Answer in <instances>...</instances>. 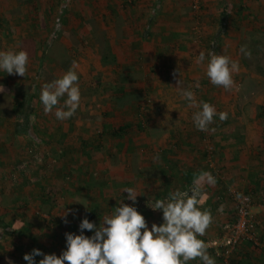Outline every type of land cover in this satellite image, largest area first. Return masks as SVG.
I'll return each instance as SVG.
<instances>
[{
    "label": "crops",
    "instance_id": "obj_1",
    "mask_svg": "<svg viewBox=\"0 0 264 264\" xmlns=\"http://www.w3.org/2000/svg\"><path fill=\"white\" fill-rule=\"evenodd\" d=\"M86 2L92 7L93 3L102 7V13L96 16L92 11L88 21H102L104 29L108 30V37H119L122 42L120 49L134 56L126 61V69L133 68L132 65L135 64L142 66L145 60L150 62L149 67L154 71L151 74L153 79L150 77V82L136 80L127 83V86L137 88L134 93L139 94V99L118 108L127 110L138 107L142 120L137 119L133 123L131 118L120 116L117 121L107 109L103 111L101 120L96 121L97 124H92L91 120L85 118L71 121L72 123L67 121L69 119L54 121L50 115L37 120L38 115L31 110L22 111L25 107L23 104L26 103L23 101L19 112L10 114L13 124L23 123V127L19 124L4 131L1 129L6 126L0 127L3 140L9 139V143L3 144L0 155L2 162L7 164L4 171L28 159L29 155L21 157L19 154V144H25L27 140L32 144H39L38 149L47 150L48 153L40 163L30 160L22 177L12 178V184L0 176V188L6 191L11 187L9 191L13 193L9 196L13 199L22 198L10 204L7 212H19L26 222L20 219L18 225L26 224L31 230L39 231V250L44 254H53L60 247L63 250L66 248L65 233L79 234L75 230L79 231L78 225L86 215L90 222L98 225L100 219L111 213L121 200L125 204L131 202L126 199L127 193L123 189H135L138 194L136 200L159 199L186 184L198 181L203 190L202 206L210 210L213 217L205 235L199 237L203 241L216 235L220 225L233 218L228 189L253 194L252 212L258 221L260 244L242 242L235 250L232 262L264 264V95L250 98L254 109L247 115L246 125H243L238 122V112L227 108L233 97L210 91V87L215 86L206 77L205 66L195 62L200 51L207 55L210 50L217 54H232L230 58L234 59L238 50L235 39L242 35L249 18L256 13L253 11L254 6L264 4V0H202L200 10L195 12L190 9L189 0ZM117 22L122 23L125 32L122 34L117 28L118 35L114 36ZM111 51L115 53L112 48ZM178 79L182 82V87L194 92L197 102L214 103L218 113H228L227 119L223 121L218 116L215 117L214 123L209 126L215 130L206 131L215 147L213 164L216 170L207 164L201 134L191 119L196 109L189 107L175 89ZM197 81L199 87L196 86ZM148 82L149 97L144 90ZM218 88L217 86L216 89ZM114 96L115 93L108 94L110 101ZM146 101L149 102L147 116L141 111ZM108 103L109 111L116 107ZM126 123L131 124L132 129L122 137H113L109 132H103L106 127L116 128ZM157 155L159 158L155 159ZM50 162L55 163L54 166L59 167V170L56 171L55 168L54 176H49L50 173L44 178L39 174L38 168L44 174L49 170L45 165ZM44 166L46 169H43ZM30 169H35L37 175H32L33 171L30 173ZM212 170L217 174L214 185L202 178L203 173L212 174ZM188 173L197 176L193 181H186ZM90 175L96 176V179L89 181ZM40 178L43 181L38 188L34 187L33 184ZM89 182L93 184L87 187ZM48 189L54 191L56 205L50 212H44L41 211L42 204L46 203L45 192ZM142 209L145 210L144 214L150 215H143L149 228L153 223L158 226L162 223V214ZM69 210L71 214L67 215L65 223L63 213ZM51 222L56 224L52 226ZM84 234L91 236L93 233L84 230ZM15 245L25 247L24 241L17 244L15 237H0V247ZM8 250L0 248V264L4 261L22 264L23 260L18 259L17 254L13 256ZM207 252L215 258L216 264H223L212 252ZM35 258L39 261L42 257ZM189 264H201V261L197 258Z\"/></svg>",
    "mask_w": 264,
    "mask_h": 264
},
{
    "label": "rangeland",
    "instance_id": "obj_2",
    "mask_svg": "<svg viewBox=\"0 0 264 264\" xmlns=\"http://www.w3.org/2000/svg\"><path fill=\"white\" fill-rule=\"evenodd\" d=\"M86 1L88 0H0V51H7L10 49L18 51V40L21 39V37H25L24 39L33 38L40 43H44L51 37L52 39L57 38L58 41L73 54V62L66 70H61V67L58 65V60L49 58L45 62V68L41 71L43 74L37 83V92L31 94L30 97H28L29 94L27 90L29 91L31 87L32 76L37 75V70L35 69L37 67L36 61L42 57V53L46 52L45 47L36 51L37 57L35 62L29 59L27 72L24 77L16 74L9 75L0 71V82L2 81L5 84L8 83V89L21 99L22 104L24 99L27 100L22 111H26V109H28V111L31 110V112L38 115L37 120L41 118L45 119L46 115H50L55 121V109L48 114H45L43 110V105L39 99L41 86L44 83L59 78L63 73L74 67L79 77L78 85L81 99L75 114L67 120L69 123L85 118L91 120L92 124H97L98 122L96 121L101 120L105 109H107L106 111L110 112V115H112L114 119L116 118L117 121L120 116L131 118L133 123L134 120H142L139 117L140 110H138V107L127 110L113 107L112 110H108V102L114 105V103L110 101L108 94H113L115 89L112 88V86H114L118 74L125 68L126 61H129L134 56L120 49L122 42L119 37H115L116 39L108 37V30L104 29L105 25L102 21H95L94 23L88 21L91 12L94 11L97 16L98 13H102V7L95 3H93L92 7L87 5ZM253 11H256V13L251 15L252 17L249 18V22L246 25L247 28L241 32L242 35L237 38L238 40L232 36L233 41L235 39L238 43L236 45V47H238L236 57L233 54V58L235 57L233 60L239 61L240 65V71L233 74V80L235 82L233 88L225 90L222 87L218 89H216L217 86L214 88L210 87V91L222 92L224 95L233 97V101L229 102L227 108L229 111L238 112L240 118L238 122H242L243 125H246L248 121L247 115L254 109V104L250 101V98L253 96L263 97L264 95V4L259 3L257 7L254 6ZM258 14L260 17H256ZM106 39L109 44L111 39L114 42L113 44H115V46L111 44L110 47L115 51L116 62L110 65H104L101 62L102 53L106 52L107 47H109ZM241 46H246V49L251 52L250 58L245 57L244 54L241 53ZM228 56L231 57L232 54ZM145 61L146 62L142 66L140 64H135L132 65L133 68L129 69L132 71L131 73L137 77L138 82H150V80L153 79L151 77L153 75L151 74L154 71L149 67L150 62L149 60ZM149 82L144 87V90H146L145 94H148V97L150 95V86L148 87ZM127 87L132 92L137 90L135 86L128 85ZM138 92L140 93V91ZM17 97L15 100L10 96L6 97L5 105L8 106L12 102H19L20 100L18 101ZM31 97L34 100H32ZM63 99L64 98H61L58 106H63ZM145 104L147 105L149 102L146 101ZM225 104L228 103L226 102ZM146 105H144V109H141V111L143 110V115L146 114L147 116L149 112L146 110H149V106ZM213 105L216 107V104L213 103ZM17 112H19V108ZM1 113V116L5 117L3 121L5 125L2 126H6L5 128L1 126L3 128H0L1 130L4 131L6 128L10 129V126H17L20 124H13V119H10V114L12 113L6 111H2ZM6 117H9V119H6ZM22 145L19 144L21 149L19 154H21V157H26L31 151L43 153L44 157L48 153L47 150H39V144H32V142L28 140L24 144V147H22ZM53 164L55 163L50 162L45 165L49 170L45 171L44 174H42L43 170L38 168L39 174L44 178L46 174L50 173L49 176H54L56 173H54L56 166ZM45 166L43 169H46ZM56 169V171H58L59 167ZM30 170L28 172L32 173L33 171L32 175H37L35 169ZM89 178V181H91L94 178L96 179V176L93 177L90 175ZM42 181L43 178H40L33 186L38 188ZM92 184L89 182L87 187ZM140 213L150 217V215L144 214V209H142ZM75 232L79 231L76 229ZM62 250L63 248L60 247L57 253L53 252V254L59 256Z\"/></svg>",
    "mask_w": 264,
    "mask_h": 264
},
{
    "label": "clouds",
    "instance_id": "obj_3",
    "mask_svg": "<svg viewBox=\"0 0 264 264\" xmlns=\"http://www.w3.org/2000/svg\"><path fill=\"white\" fill-rule=\"evenodd\" d=\"M240 51L250 58L251 52L246 46H241ZM28 62L29 55L22 49L0 51V71L9 75L24 77ZM195 62L205 66V75L212 85L225 90L233 88V74L240 71L239 61L210 50L207 55L200 51ZM78 79L73 67L41 86L39 99L45 114L55 109L54 115L61 121L75 114L81 99ZM196 86L199 87V81ZM175 89L189 107L196 109L191 119L197 130L214 131L209 126L215 117L221 121L227 119V112L218 113L214 105L197 102L194 92L182 87L180 79ZM3 91L4 87L0 85V93ZM61 98H64L63 106H58ZM202 178H206L210 185L216 182L211 173H203ZM123 192L127 193L126 199L132 204L121 200L111 213L100 219L98 225L87 218L81 219L79 234L65 233L66 248L59 256L33 249L23 259L27 264H189L198 258L201 264H216L215 258L207 252L206 243L199 238L205 235L213 217L211 211L202 206L203 190L198 181L187 190L177 189L166 198L147 202V207L162 212V223L159 226L153 223L151 228L134 206L138 195L135 189L125 188ZM69 214L71 210L63 213L65 223ZM84 230L93 234L86 236ZM35 257L42 258L37 262Z\"/></svg>",
    "mask_w": 264,
    "mask_h": 264
},
{
    "label": "trees",
    "instance_id": "obj_4",
    "mask_svg": "<svg viewBox=\"0 0 264 264\" xmlns=\"http://www.w3.org/2000/svg\"><path fill=\"white\" fill-rule=\"evenodd\" d=\"M115 25H116L115 26L116 32H114V35H118L117 28H119L121 30L122 34H123V32H125V28H123V25L121 22H117ZM127 26H128V24H127ZM126 30H128V27L126 28ZM24 38L25 37H21V39L18 40L19 50L22 49V50L26 51L29 55L30 60H33L35 62L36 57H37L36 51L38 49L45 47V50H46V52L42 53V57L39 58L38 61H36L37 67L35 69L37 70L38 76L37 75L32 76L31 87L29 88V91L27 90V93L29 94L28 97H30L31 94H35V92H37V85H38L37 83L39 82V80L41 79V76L43 74V73H41V71L45 68V62L49 58L56 59L59 62L58 65L61 67V70H66L73 62V54H72V52L68 51L64 47V45H62L58 41L57 38L52 39L51 37H49L44 43H40L39 41H37L36 39H33V38H26V39H24ZM114 39H116V38H114ZM122 39L124 40V37H122ZM106 41L108 42L107 39H106ZM113 43L114 42L111 39L110 44L108 42L109 47H107L106 52L102 53L101 62L104 65H107V64L110 65V64H113L116 62V54L111 51V47H110V45ZM131 72L132 71H130L129 69H126V68L122 69V72H120L117 76V79L114 83V86H112V88L115 89V91L113 92V93H115V96L111 102L114 103L116 108L123 107L125 104H130L132 101L139 99V94L131 92L127 87L128 82L130 83L132 81L137 80V77L134 76ZM0 85H3V87H4V91L2 93H0V111L1 112L6 111V112H9L12 114L17 112L18 108H21V105H22L21 99H19L15 95L14 92H12L8 89V86H9L8 83L5 84L4 82L1 81ZM33 88L35 89V91H33ZM8 96L12 97L13 100H15L17 97L18 101L20 100L19 101L20 103L19 102H17V103L12 102L8 106H6L5 105V99ZM26 98H27V96H26ZM31 99L34 100L32 97H31ZM23 101H27V100L24 99ZM1 112H0V127L3 125V121L5 119V117L1 116V114H2ZM25 121H27V120H25ZM22 125H23V123H21L19 126L23 127ZM131 129H132V125L129 123H126V124L120 125L116 128L115 127H106V128H104L103 132L104 131L109 132L110 135L113 137H122L125 134L129 133ZM5 137H7V136H5ZM8 138H6V139H8ZM5 143H9V139H8V141L3 140L2 135L0 134V155H1V152L3 149V144L5 145ZM8 151L9 150H6V152H8ZM15 166H16V164L14 165V167H9L7 171H4V168L7 167V164L5 165V163L2 162V160L0 159V176H2L1 179H4V181H6V182L8 180L12 184V181H11L12 178L17 179V178L22 177L23 172L17 171L15 169ZM196 176L197 175H195V174L188 173L186 175V181H193V179H195ZM9 189H11V187H8V190H6V191L4 189L0 188V234H1L0 237L1 236L15 237L16 243L19 244V243H22V241H24L25 247L23 248L20 245L19 246L15 245V246H10V247H0V248H2V250H4V248H8L9 249L8 251L11 252V254L13 256H16V254H17L18 259L23 260L22 264H27V262L23 259V256L25 254L31 253V251L33 249H39L37 242H38L39 237H41V234H39V231H37V230H34V229L31 230L30 226H28L26 224L18 225V222H20V219H21V221L24 220L22 218V215L19 212L16 214H13L14 212L13 213L7 212L6 209L8 206H11L10 204L18 202L22 199L21 197H14V199H13V197L11 198L9 196V194H11L12 191L10 192ZM54 194H55L54 191H52L50 189H48V191L45 192L46 203L42 204V210L41 211L44 210V212H50L51 208H53L56 205V196ZM19 215H21V216H19ZM87 216L88 215H86L85 218H87ZM25 222L26 221L24 220V223ZM55 224H56L55 222H51L52 226H54ZM4 243H5V241H4ZM15 250H18L19 252H16ZM35 260L38 262L37 258H35ZM3 264H9V263L4 261Z\"/></svg>",
    "mask_w": 264,
    "mask_h": 264
},
{
    "label": "built area",
    "instance_id": "obj_5",
    "mask_svg": "<svg viewBox=\"0 0 264 264\" xmlns=\"http://www.w3.org/2000/svg\"><path fill=\"white\" fill-rule=\"evenodd\" d=\"M201 2L202 0H189L190 9L193 12L200 10ZM199 132L201 134V140L204 145L203 152L206 154L207 164L211 169L216 170L213 164L215 147L210 142L206 131ZM43 158V153L31 151L28 159L24 160L19 165H16L15 169L17 171L24 172L28 168V162H30V160H32L31 162L40 163L42 162ZM212 174L213 177H217V174L214 171ZM192 185L193 184H186L179 190H187ZM227 192L232 202L233 218L231 220L223 222L220 225L218 233L212 237L207 238L204 242L206 243L207 250L212 252L216 258L220 259L223 264H233L232 256L242 242L248 241L254 245H259L260 241L257 231L258 221L255 218L254 213L252 212L254 204L253 194L239 193L231 189H228ZM153 200L155 199H137L134 206L139 213L140 209L145 208L150 213L162 214L160 210H152L151 208L147 207V202ZM131 204L132 202L128 203V205Z\"/></svg>",
    "mask_w": 264,
    "mask_h": 264
}]
</instances>
